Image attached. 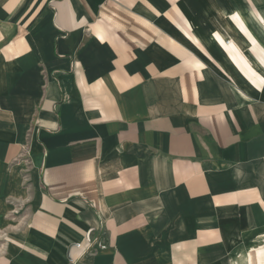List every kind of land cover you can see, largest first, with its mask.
I'll use <instances>...</instances> for the list:
<instances>
[{
	"label": "crops",
	"instance_id": "1",
	"mask_svg": "<svg viewBox=\"0 0 264 264\" xmlns=\"http://www.w3.org/2000/svg\"><path fill=\"white\" fill-rule=\"evenodd\" d=\"M0 264H264V0H0Z\"/></svg>",
	"mask_w": 264,
	"mask_h": 264
}]
</instances>
